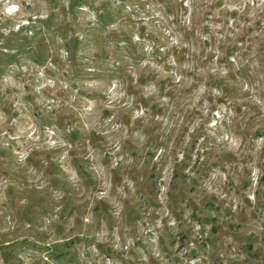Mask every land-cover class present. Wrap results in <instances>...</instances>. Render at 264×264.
I'll list each match as a JSON object with an SVG mask.
<instances>
[{
    "label": "rangeland",
    "instance_id": "rangeland-1",
    "mask_svg": "<svg viewBox=\"0 0 264 264\" xmlns=\"http://www.w3.org/2000/svg\"><path fill=\"white\" fill-rule=\"evenodd\" d=\"M0 264H264V0H0Z\"/></svg>",
    "mask_w": 264,
    "mask_h": 264
}]
</instances>
